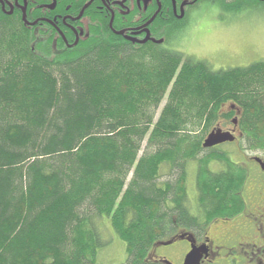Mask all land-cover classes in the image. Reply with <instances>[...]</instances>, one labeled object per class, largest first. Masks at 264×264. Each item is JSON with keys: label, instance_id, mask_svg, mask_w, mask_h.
<instances>
[{"label": "trees", "instance_id": "1", "mask_svg": "<svg viewBox=\"0 0 264 264\" xmlns=\"http://www.w3.org/2000/svg\"><path fill=\"white\" fill-rule=\"evenodd\" d=\"M94 8L88 37L72 48L59 39L61 49L0 9V264H98L106 227L123 264H144L178 226L245 211L242 152L264 151V61L212 71L152 43L136 52ZM227 104L241 110V135L203 147L231 124Z\"/></svg>", "mask_w": 264, "mask_h": 264}, {"label": "flooded vegetation", "instance_id": "2", "mask_svg": "<svg viewBox=\"0 0 264 264\" xmlns=\"http://www.w3.org/2000/svg\"><path fill=\"white\" fill-rule=\"evenodd\" d=\"M76 1L0 0V9L6 16H14L18 12L26 26L53 35L54 45L59 49L60 41L67 48H72L88 37L86 26L87 23L92 24L89 12L93 6L99 12L97 15H110V30L121 36L124 44L136 52L143 49L145 44L152 43L159 49L181 52L204 62L205 67L212 71L246 69L264 61L263 53H258L251 60H236L230 50H225L222 42L218 45L222 51L216 54H221L220 58H215L213 53L205 51L204 45L198 44V35L213 29L222 34L235 29L242 31V24L247 22V18H242L244 14L247 17L250 6L264 7V0H92L83 12L84 5L90 0H86L78 9L73 6ZM159 7L158 14L151 21ZM24 10L27 22L23 19ZM112 15L114 20L111 25ZM47 37L49 35L46 40ZM240 52L243 54L246 50ZM229 53L232 54L231 58ZM259 67L264 69V64ZM228 106H223V112L229 111ZM233 111L232 118L237 114L236 109ZM224 123H220L224 130L235 129L234 134L237 135L239 124L235 126L230 122L225 126ZM248 160L256 166L255 174L258 171L264 174L262 165L251 156ZM250 164L242 165L247 179L251 175ZM256 177L259 180L258 174ZM247 179L239 192L245 204L244 212L224 219L214 218L216 220L208 224L201 220L193 227L188 224L178 226L166 240H157L152 244L145 255L144 264H264V188L252 194L246 187ZM260 183L264 186V179ZM249 205L251 210L245 213ZM219 222L223 225L218 226L215 234L213 229ZM189 235L193 237L192 242L187 239ZM163 241L172 243L164 245L161 244ZM190 251L194 255L187 261Z\"/></svg>", "mask_w": 264, "mask_h": 264}, {"label": "rangeland", "instance_id": "3", "mask_svg": "<svg viewBox=\"0 0 264 264\" xmlns=\"http://www.w3.org/2000/svg\"><path fill=\"white\" fill-rule=\"evenodd\" d=\"M244 15L245 16H243L242 18H245V19L247 18V22L242 24V31H240L239 29H235V30H231L230 32H227V34H222V33H219L217 30L213 29L210 32H204L202 34H199L198 44L204 45L205 51L213 53L212 55L215 58L217 57L220 58L219 56L221 55V54L216 55L218 52L222 51L218 49V45L220 42L225 44V50H230V52H232L233 55L235 56L234 58L236 60L238 59L240 60L243 58H246L247 60L248 59L251 60L258 53L264 54V7L256 8L255 6H250L248 13H247V17H246V13ZM243 49L246 50V52L241 54L242 52L240 51ZM198 51H202V49ZM4 53H7V52L5 51ZM8 55L10 56V54ZM229 56L231 58L232 54L229 53ZM146 61L147 63L149 62V60H146ZM146 61H143L145 62L144 64H146ZM164 103H165V99L163 100L162 106L164 105ZM223 110H224V107H223ZM216 126L218 125L216 124ZM148 148L149 147L146 148V142H144L142 145V150H140L139 152V155H142L145 149L147 151ZM218 150H220V148H218ZM234 150H237V148H234ZM242 154L246 158H249L250 156H263L264 152L247 150L245 153L242 152ZM190 163H193V162H188L187 166L185 167L186 174L188 175V181H189L188 194L191 196V197L187 196V200H188L187 202L189 203L190 206H194V203H195L194 198H195V193L197 190L195 186V182H194V176H195L196 170L190 167L191 166ZM194 163L193 164L196 166L197 163L196 162ZM248 163L250 164L249 161ZM250 166L252 167V168L250 167L251 175H249V178L247 179L246 187L248 189H254V191L251 192L252 194L255 192L259 193L258 190L260 189L262 190L264 187H263V184L258 181L256 176L258 174L259 180L263 181L264 174L260 171H258V173L255 174L256 166H254L253 164H250ZM169 170H170V166L165 163L163 167L161 168L162 177H160V180L158 181L159 184L163 182L164 180L171 178V175H169V173H171L172 171L170 170L169 172ZM252 179L255 180V182L252 181ZM190 203H192V205ZM221 225H223L222 222H219L215 225V229H213L215 234H217L218 226H221ZM102 242L105 248L100 249L101 251L99 250L100 252H99V257L97 260L98 264H123L125 262L126 254L122 248V243L116 236H114L111 233V230L108 229V227H106V229L103 228L102 239L100 240V244Z\"/></svg>", "mask_w": 264, "mask_h": 264}, {"label": "water", "instance_id": "4", "mask_svg": "<svg viewBox=\"0 0 264 264\" xmlns=\"http://www.w3.org/2000/svg\"><path fill=\"white\" fill-rule=\"evenodd\" d=\"M91 2H92V0H90L87 4L84 5V7L82 9V12L84 11L85 8H87L91 4ZM159 10H160V7L157 9L155 15L151 18V21L156 17V15L158 14ZM23 19L25 20V22H27V20H26V11L25 10L23 11ZM113 20H114V15H112V18H111V23H110L111 25L113 23ZM117 33L121 34L122 31H117ZM232 108L233 109H237V112L239 113V109H238L237 106L233 105ZM233 122L235 124H237V118H234ZM234 131H235V129L224 130L220 126H216V127L212 128L211 131L206 135V137L203 140V147L209 148V147H213V146L225 143V142L234 141L235 138H236V136L234 135ZM253 159L255 161H257L260 165H262V167L264 168V160H262L260 157H253ZM182 238H184V236H182ZM187 239L189 241H191V242L193 241V237L190 236V235L187 236ZM170 243H172V241H163V242H161V244H164V245H167V244H170ZM193 255H194V252L190 251L187 254V261H189L190 258Z\"/></svg>", "mask_w": 264, "mask_h": 264}]
</instances>
